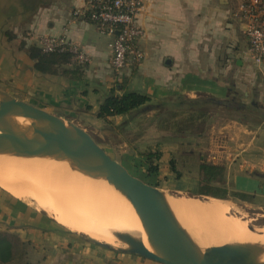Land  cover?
Wrapping results in <instances>:
<instances>
[{
	"label": "crops",
	"instance_id": "0c3cea01",
	"mask_svg": "<svg viewBox=\"0 0 264 264\" xmlns=\"http://www.w3.org/2000/svg\"><path fill=\"white\" fill-rule=\"evenodd\" d=\"M241 3L143 0L138 16L143 61L116 73L111 67L114 37L101 33L86 18L85 0H0V89L75 123L128 171L129 166L140 170L133 163L136 157L118 149L159 150L160 162L165 164L160 163L153 186L168 192L183 176L177 179L170 167L169 148L175 142L167 136L168 120L157 121L160 114L185 108L186 100L238 102L243 96L264 115V64L256 66L249 56ZM46 36L66 38L89 62L78 64L72 58L53 74L40 72L29 49L40 48ZM121 82L129 92L144 94L151 101L130 115L99 118V108L110 92L118 88V94L123 93ZM188 109L186 123L193 132L197 116ZM222 120L211 125L209 152L214 157L208 161L225 167L226 179L250 183L233 192L246 195L252 191L264 202V185H259L261 192L256 191L257 180L264 183V118L254 124ZM252 164L259 169L254 170ZM15 197L0 187V232L14 233L25 246L30 245L33 264H160L97 244L62 240L56 236L62 231L53 224H40V212Z\"/></svg>",
	"mask_w": 264,
	"mask_h": 264
},
{
	"label": "water",
	"instance_id": "95a60500",
	"mask_svg": "<svg viewBox=\"0 0 264 264\" xmlns=\"http://www.w3.org/2000/svg\"><path fill=\"white\" fill-rule=\"evenodd\" d=\"M20 119L25 121L23 125ZM0 156L67 161L114 187L143 218L154 251L140 239L122 234L115 237L126 248L94 242L102 248L160 264H264L263 250L236 245L202 249L179 222L168 202L171 196L168 192L133 176L75 123L18 100L1 89ZM248 229L256 232L253 226L249 225Z\"/></svg>",
	"mask_w": 264,
	"mask_h": 264
},
{
	"label": "bare ground",
	"instance_id": "6f19581e",
	"mask_svg": "<svg viewBox=\"0 0 264 264\" xmlns=\"http://www.w3.org/2000/svg\"><path fill=\"white\" fill-rule=\"evenodd\" d=\"M0 187L12 196L30 199L59 224L97 242L126 248L115 237L122 234L140 239L154 251L134 206L106 180L91 177L67 161L0 156ZM169 199L179 222L202 249L236 245L263 250L264 260V228L250 231L243 218L232 215L225 203L216 202L220 199H180L173 204L174 197Z\"/></svg>",
	"mask_w": 264,
	"mask_h": 264
},
{
	"label": "rangeland",
	"instance_id": "374dc122",
	"mask_svg": "<svg viewBox=\"0 0 264 264\" xmlns=\"http://www.w3.org/2000/svg\"><path fill=\"white\" fill-rule=\"evenodd\" d=\"M250 104L251 103L249 101L243 99V96L242 99H239V101L237 102V105H244L245 107H248ZM188 108L190 107L185 106V108L183 109L180 110L178 109L177 112L170 110L165 111L163 113V116H161L160 114V117H158L157 120V121L161 119L168 120L169 124H171V127L169 126L171 130L167 132V136L171 141H174L175 144L171 145V147L169 148V153L171 155L170 157H172L171 161L175 163L176 168L183 176V180L174 183L175 185L171 190L168 189V194L171 195L172 198L174 197L175 199L173 200L171 199V196L169 197L171 199L172 204L174 201L178 202L180 199L185 201L194 200L195 198H197L196 201L212 200V198L210 199L207 198L209 196H200L197 194L199 190L198 187L199 176H197V173L199 172V170H197L198 164L202 162H209L208 160L210 159V157L211 158L214 157V155L211 156L212 154L211 152H209L211 145L210 140L211 137L213 136V134L210 132L211 125L221 123L223 121L222 118L229 119L231 117L227 111L214 109L209 105L202 106L200 108L204 113L202 116L198 112H196L197 114L195 113L194 116L197 117L194 116L193 117L196 118V123H198V125H196L193 129L194 131L191 132L190 131L191 129H188L189 125H187L186 123L187 122L186 120L189 119V115H190V113H188L189 110ZM172 113H174V115H171ZM247 115H248L249 124H254V122L258 120V117L254 115V113L252 114L247 113ZM199 119H201V121H199ZM118 151H122L123 154L128 156L133 155L134 157H136V160H138V163H136L137 161L134 159L133 163L137 164V166H140V170L139 169L134 170L132 166H129L128 168L133 176L138 177L144 181L148 180L150 176L152 177L149 171L150 165H148L146 160L141 159L143 157L141 156L140 153L145 152L146 150L141 151V150H133V149L125 148V149H118ZM158 151L159 150L155 149L154 152H158ZM113 152L114 151H112L111 153L113 154ZM150 152L153 151L150 150ZM118 154H114L115 157H118L119 161H123L122 158H119ZM139 160H140V164H139ZM160 163H161L160 160H155L154 163L151 165L158 168L157 177L160 175L159 174L160 165L165 164V162L161 164ZM250 167H253L254 170H257V168L259 169V167L256 164L254 165L252 164V166ZM261 184L264 185V183L257 180V185H258L256 186L257 192L262 191V189L259 188V185ZM176 186L178 188H182V190H175L177 188ZM223 186L227 188L229 193H232L233 190L240 191L245 189L246 187L250 186V183H248V181H246L245 179H241L239 181L235 180V182L230 180L229 177L228 179H226V170H225ZM244 196H245L244 199L240 197L231 196L227 200L221 201L220 199V201L216 200V202H220L223 204L225 203L224 205L225 206L227 205L226 207L229 208V211L232 215H237L244 219L245 222L243 223L249 224L250 226H253L256 229L264 228V202L256 198L255 195H253L252 191L250 193H246V195ZM18 200L24 202V204H28L29 207H32L33 209L40 212L42 216V221L40 224H53L60 231H62L63 233L56 234L58 238L62 240L70 241L72 244L75 245L95 244L94 243L95 240H93L88 235L84 233L74 232L69 228L59 224L49 214H46V212H44L42 209H39L38 206L34 202H31L30 199H23L25 200L23 201L18 198ZM174 209H175L174 211L177 213V209L175 207ZM177 215L178 213L176 214V216ZM16 251L18 257L16 260H14V262L10 264H33L31 258L32 248L30 245L25 246L24 243L21 241V245L19 246V248L17 247Z\"/></svg>",
	"mask_w": 264,
	"mask_h": 264
},
{
	"label": "built area",
	"instance_id": "2783aa9c",
	"mask_svg": "<svg viewBox=\"0 0 264 264\" xmlns=\"http://www.w3.org/2000/svg\"><path fill=\"white\" fill-rule=\"evenodd\" d=\"M84 15L101 33L114 37L112 70L120 73L143 61L139 47L143 30L138 16L143 0H85ZM240 18L248 43V53L256 66L264 64V0H242ZM44 53L70 52L78 64L89 62L88 57L66 38L46 36L41 40Z\"/></svg>",
	"mask_w": 264,
	"mask_h": 264
},
{
	"label": "trees",
	"instance_id": "16d2710c",
	"mask_svg": "<svg viewBox=\"0 0 264 264\" xmlns=\"http://www.w3.org/2000/svg\"><path fill=\"white\" fill-rule=\"evenodd\" d=\"M29 56L36 61L37 69L42 73H54L56 67L62 63H67L73 58V54L70 52H53L44 53L41 47L33 46L29 49ZM119 90L123 92L118 94L117 89L110 92L103 104L99 108L98 117L104 120H108L114 116L130 115L135 111L148 105L151 101L146 95L138 92H129L125 82L119 84ZM185 105L190 107V111L198 112L201 116L203 111L200 107L209 105L214 109L227 111L230 114V118L242 123H248L247 113H254L258 117L254 123H258L263 120L264 115L255 105H237V101L229 100L226 102H220L215 99L202 98L199 101L186 100ZM141 156L150 165V176L147 181L150 185L155 184L157 179L158 168L151 166L155 160H160L161 154L158 152L145 151L140 153ZM172 171L176 174L177 179L182 177V174L176 169V165L173 161L170 162ZM225 174V168L221 165L211 164L210 162H202L199 168L198 179V195L209 196L215 199L227 200L231 196L240 197L244 199V195L232 192L229 193L227 188L223 186V179ZM145 181V182H146ZM21 245V241L16 234L0 232V264H10L17 259V247Z\"/></svg>",
	"mask_w": 264,
	"mask_h": 264
}]
</instances>
